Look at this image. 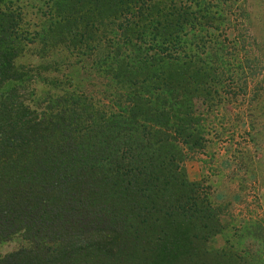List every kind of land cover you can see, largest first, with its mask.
I'll return each mask as SVG.
<instances>
[{"label": "trees", "instance_id": "1", "mask_svg": "<svg viewBox=\"0 0 264 264\" xmlns=\"http://www.w3.org/2000/svg\"><path fill=\"white\" fill-rule=\"evenodd\" d=\"M38 2L29 24L0 0V247L23 241L0 264H264V219L218 245L226 208L184 167L245 92L229 1Z\"/></svg>", "mask_w": 264, "mask_h": 264}, {"label": "rangeland", "instance_id": "2", "mask_svg": "<svg viewBox=\"0 0 264 264\" xmlns=\"http://www.w3.org/2000/svg\"><path fill=\"white\" fill-rule=\"evenodd\" d=\"M12 1L21 7L26 22L33 24L40 20L42 3ZM227 1L219 7L224 17L227 14L231 17V23L224 24L230 27L224 29L230 43H235L228 45L230 55L225 58L228 74L224 79L229 83V78L234 77L237 85H245V92L229 105L216 106L211 113L204 108V113L209 112L205 115L206 149L184 165L188 179L208 185L213 204L225 207L229 215L224 226L230 229L225 237L218 238V245L225 240L233 243V227L240 230L238 221L264 219V0ZM234 57L239 60L237 65L232 61ZM22 63L30 65L36 61L27 56ZM79 80H86L85 85L90 82L95 85L94 79ZM96 87L83 91L99 97L104 85L99 91ZM233 91L239 94L237 89ZM22 245L21 238H14L0 247V255Z\"/></svg>", "mask_w": 264, "mask_h": 264}]
</instances>
